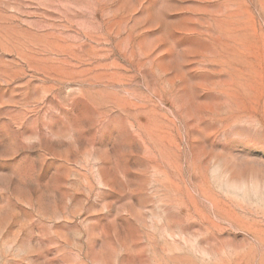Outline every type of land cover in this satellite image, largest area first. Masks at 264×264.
Listing matches in <instances>:
<instances>
[{"label": "rangeland", "instance_id": "rangeland-1", "mask_svg": "<svg viewBox=\"0 0 264 264\" xmlns=\"http://www.w3.org/2000/svg\"><path fill=\"white\" fill-rule=\"evenodd\" d=\"M0 264H264V0H0Z\"/></svg>", "mask_w": 264, "mask_h": 264}]
</instances>
